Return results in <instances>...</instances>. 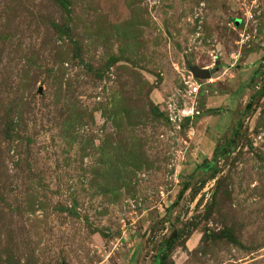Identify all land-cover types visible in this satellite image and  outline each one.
Segmentation results:
<instances>
[{"label": "rangeland", "instance_id": "1", "mask_svg": "<svg viewBox=\"0 0 264 264\" xmlns=\"http://www.w3.org/2000/svg\"><path fill=\"white\" fill-rule=\"evenodd\" d=\"M72 2L0 0V264H264V0Z\"/></svg>", "mask_w": 264, "mask_h": 264}, {"label": "trees", "instance_id": "2", "mask_svg": "<svg viewBox=\"0 0 264 264\" xmlns=\"http://www.w3.org/2000/svg\"><path fill=\"white\" fill-rule=\"evenodd\" d=\"M56 1L63 9L64 11L67 13L69 19L71 18V15L73 13V2L72 0H54ZM240 20V19H233V22L235 23V25H238L240 26L242 23H238L237 21ZM72 22V23H71ZM56 24V27H57V30L58 32H60V35L63 36H68L72 39V33L74 32V28H75V24H73V20H68L66 22H64L63 24H57V23H54ZM75 43V49H76V52L78 54V56L80 55V52H79V49H78V46H77V43L74 39H72ZM116 61V58L114 55H110L109 58H108V61L106 63V66L109 68L111 66V64H114ZM87 67H90L88 64H86ZM91 69V68H90ZM97 73L100 75L101 72L100 70L97 71ZM264 95V87L260 90H258L256 92V94H254V97L257 96V97H262ZM252 105L251 102H249L247 104V108H250ZM152 110L155 114H159V108L158 107H155L153 106L152 107ZM241 128V125L240 127H238V129L235 130V133L233 135V138H231L230 142L231 143H228V144H231V146L233 145V143L235 142L236 138L239 136V129ZM228 146V145H227ZM228 147H222V148H216L214 150V156L211 160H205L202 164H200L197 169L198 170H204V171H209V170H212V174L211 176L214 177L217 173H218V167H217V161H218V156L219 154L222 152V153H231V150L229 149ZM187 186H185L182 190H181V193H180V196L181 194H183V192L186 190ZM189 232V230L187 231L185 229V227H180V228H177L175 227L170 236L165 238L162 243H161V247L159 248V252L156 254V257H155V261H154V264H167L168 262V259L169 257L171 256L173 250L177 247V246H180L182 245L181 243H179L181 240V238H183L185 236V234H187ZM206 235V238H208L210 236V238H215V239H228L230 241H233V242H236L237 241V237L235 235V232H234V229L227 226L223 229V231H220V233H205ZM171 264H174V263H171Z\"/></svg>", "mask_w": 264, "mask_h": 264}, {"label": "water", "instance_id": "3", "mask_svg": "<svg viewBox=\"0 0 264 264\" xmlns=\"http://www.w3.org/2000/svg\"><path fill=\"white\" fill-rule=\"evenodd\" d=\"M238 23L240 20L237 21ZM190 69L193 73V75L197 78H210L212 76V73L215 72L214 69H210L209 67H201L197 64L190 66ZM42 88L40 89V91Z\"/></svg>", "mask_w": 264, "mask_h": 264}]
</instances>
